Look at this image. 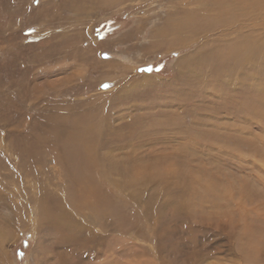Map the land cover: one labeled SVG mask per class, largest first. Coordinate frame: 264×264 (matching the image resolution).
<instances>
[{
  "label": "rangeland",
  "instance_id": "obj_1",
  "mask_svg": "<svg viewBox=\"0 0 264 264\" xmlns=\"http://www.w3.org/2000/svg\"><path fill=\"white\" fill-rule=\"evenodd\" d=\"M194 261L264 264V0H0V264Z\"/></svg>",
  "mask_w": 264,
  "mask_h": 264
},
{
  "label": "bare ground",
  "instance_id": "obj_2",
  "mask_svg": "<svg viewBox=\"0 0 264 264\" xmlns=\"http://www.w3.org/2000/svg\"><path fill=\"white\" fill-rule=\"evenodd\" d=\"M95 167V166H94ZM85 171V170H84ZM111 189V188H110ZM93 191H94V189H93ZM87 197V196H86ZM96 197V196H95ZM101 200V199H100ZM100 203V202H99ZM88 207V206H87ZM95 207H96V205H95ZM91 208V207H90ZM88 209V208H87ZM91 209H93V208H91ZM97 209V208H96ZM101 210V209H100ZM97 212V211H96ZM98 213H99V211H98ZM101 214V213H100ZM89 227V226H88ZM87 227V228H88ZM90 232V231H89ZM91 233V232H90ZM89 233V234H90ZM243 233V232H242ZM239 236H240V234H239ZM242 236V235H241ZM246 236V235H245ZM243 238V237H242ZM87 240V239H86ZM92 240V239H91ZM71 242V241H70ZM250 244V243H249ZM78 246V245H77ZM80 247V246H79ZM242 247V246H241ZM246 247V246H245ZM260 247V246H259ZM87 248V247H86ZM94 248V247H93ZM244 247H242L241 249H243ZM90 253V252H89ZM200 253V252H199ZM202 257H204L203 255L202 256H198V257H196L195 255L194 256H191V259H195L196 261L198 260V259H201ZM191 259H189V260H191ZM196 261H194L195 263L194 264H197V262ZM247 263H250V262H252L253 263V261L252 260H250L249 258H247L246 260H245ZM189 264H192V262H188ZM246 264V263H245Z\"/></svg>",
  "mask_w": 264,
  "mask_h": 264
}]
</instances>
